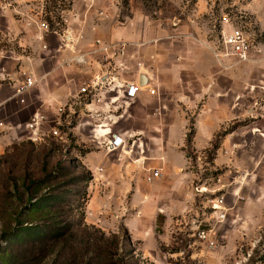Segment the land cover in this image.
<instances>
[{
    "label": "rangeland",
    "instance_id": "374dc122",
    "mask_svg": "<svg viewBox=\"0 0 264 264\" xmlns=\"http://www.w3.org/2000/svg\"><path fill=\"white\" fill-rule=\"evenodd\" d=\"M82 14L121 27L133 39L125 42L135 50L129 59L136 71H151L157 83H166L157 89L167 91L171 110L191 119L183 149L195 175L187 193L192 197L168 225L164 217L157 219L156 247L123 227L105 231L86 220L92 181H82L91 175L83 163L87 148L70 129L79 120V106L62 115L55 126L59 134L47 125L38 133L26 116L12 138L3 137L8 128H0V264H264V0H0V53L23 49L29 55L42 23L63 30L67 19L79 22ZM8 17L22 27L23 47L9 40ZM226 25L248 33L251 61L228 67L218 62L213 48ZM211 106L213 136L198 150L194 116ZM87 186V198L75 203L81 204L76 219L84 216L86 226L70 232L68 246L15 239L20 210L29 200Z\"/></svg>",
    "mask_w": 264,
    "mask_h": 264
},
{
    "label": "crops",
    "instance_id": "0c3cea01",
    "mask_svg": "<svg viewBox=\"0 0 264 264\" xmlns=\"http://www.w3.org/2000/svg\"><path fill=\"white\" fill-rule=\"evenodd\" d=\"M81 17L79 22L78 17L67 19L61 31L39 27L29 55L23 49L0 53V128H8L2 136L12 138L26 116L40 119L41 127L53 128L64 119L62 115L79 106V120L70 129L87 148L83 163L92 175L86 220L114 233L123 227L147 247H156L157 219L164 217L168 225L184 214L192 197L187 193H192L195 175L183 149L192 121L171 110L167 91L157 89L166 83H157L151 71H136L129 59L135 50L131 53L125 42L133 39L121 27L106 17ZM8 29L9 40L23 47L25 40L18 34L23 29L15 19L8 17ZM97 41L120 43L123 49L115 56L110 53L105 61ZM77 58L84 62H76ZM141 73L147 82L140 83ZM26 76H33L36 84L18 94ZM122 81L140 87L134 98L126 96ZM93 84L99 87L96 96L85 101L81 90ZM150 87H156L155 95ZM193 128L194 146L200 150L213 136L212 106L194 116ZM113 135L124 142L107 151L103 144ZM151 169H162V177L147 181Z\"/></svg>",
    "mask_w": 264,
    "mask_h": 264
},
{
    "label": "trees",
    "instance_id": "16d2710c",
    "mask_svg": "<svg viewBox=\"0 0 264 264\" xmlns=\"http://www.w3.org/2000/svg\"><path fill=\"white\" fill-rule=\"evenodd\" d=\"M50 30L61 31L57 28H50ZM188 140L191 141L190 136ZM77 180L78 179L72 180L69 184H73V182ZM91 180L92 175H88L84 177L82 181L86 184ZM37 185L40 186L41 183ZM87 195L88 186L76 192L57 189L55 193L44 194L34 202L29 200L20 210V216L22 218L20 221L21 229L16 234L15 239L29 241L38 238L41 240H55L56 242H69L70 238L73 236L70 232H72L75 227L86 226L84 216L76 219L75 210L81 207V204L76 206L75 203L81 202V200L83 202L85 198H87ZM69 196H74L75 199L72 201ZM26 223L32 225L24 228L23 225ZM126 234L128 233L126 232ZM128 241H130V239ZM120 244V250H123L124 240L121 241Z\"/></svg>",
    "mask_w": 264,
    "mask_h": 264
},
{
    "label": "built area",
    "instance_id": "2783aa9c",
    "mask_svg": "<svg viewBox=\"0 0 264 264\" xmlns=\"http://www.w3.org/2000/svg\"><path fill=\"white\" fill-rule=\"evenodd\" d=\"M103 14V12H101ZM228 23V18L224 20V24ZM41 28L48 29V25L46 23L41 24ZM97 44L100 47L101 51H104L105 53V61H108L109 54L113 53V56H115V52L118 50L123 49V46L120 43H114L111 45H105L101 44L100 41H97ZM213 54L217 58L218 62L223 65L224 67H228L232 65V62H245V61H251L252 60V54H253V43L250 39V36L248 33L241 27H234V26H228L227 25L223 28L221 38L219 39L216 46L213 48ZM76 62L81 63L84 62L83 58H77ZM123 85L125 87V93L126 96L129 98H134L137 94L138 89H140L139 86L132 85L128 81H122ZM136 83V82H135ZM36 84L35 79L33 76H26L23 81L20 82V84L17 87V93L23 94L27 91H29L31 88H33ZM97 85H91L90 88H83L81 90V93L85 94V101L91 100L96 96ZM149 92L152 95L156 94V87H150ZM63 108L61 107L59 109V112H62ZM31 126L35 128V130H38V133H40L41 130V120L34 118L32 119ZM54 134H59L56 127H53ZM37 132H35L36 135H38ZM124 140L120 136L113 135V137L110 140L105 141L103 144V147L107 151H113L117 148L121 147ZM162 169H151L149 170V174L146 176L147 181H152L155 178L162 177ZM201 237L205 238L207 237L206 231L201 232Z\"/></svg>",
    "mask_w": 264,
    "mask_h": 264
},
{
    "label": "water",
    "instance_id": "95a60500",
    "mask_svg": "<svg viewBox=\"0 0 264 264\" xmlns=\"http://www.w3.org/2000/svg\"><path fill=\"white\" fill-rule=\"evenodd\" d=\"M147 76H146V74H144V73H141V75H140V83H145V82H147Z\"/></svg>",
    "mask_w": 264,
    "mask_h": 264
}]
</instances>
